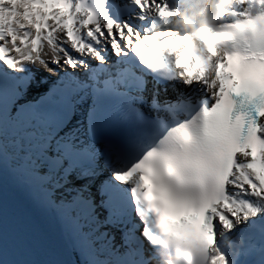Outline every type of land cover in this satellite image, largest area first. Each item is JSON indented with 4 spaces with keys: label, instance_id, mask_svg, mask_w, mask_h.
I'll use <instances>...</instances> for the list:
<instances>
[{
    "label": "snow or ice",
    "instance_id": "obj_1",
    "mask_svg": "<svg viewBox=\"0 0 264 264\" xmlns=\"http://www.w3.org/2000/svg\"><path fill=\"white\" fill-rule=\"evenodd\" d=\"M0 264H264V0H0Z\"/></svg>",
    "mask_w": 264,
    "mask_h": 264
},
{
    "label": "bare ground",
    "instance_id": "obj_2",
    "mask_svg": "<svg viewBox=\"0 0 264 264\" xmlns=\"http://www.w3.org/2000/svg\"><path fill=\"white\" fill-rule=\"evenodd\" d=\"M192 59H193L192 56H191V55H188V58L186 59V61H184V63H183L182 65L188 64L189 61H191ZM199 59H201V58L199 57ZM195 60H196V59H195ZM197 63L200 64V66H201V61H198V62H196V63H194V64L191 65V67H192L193 70H195L196 68L199 67V66L197 65ZM165 222H166V221H165ZM162 223H164V222H162Z\"/></svg>",
    "mask_w": 264,
    "mask_h": 264
}]
</instances>
